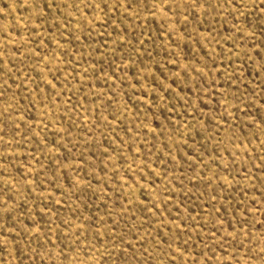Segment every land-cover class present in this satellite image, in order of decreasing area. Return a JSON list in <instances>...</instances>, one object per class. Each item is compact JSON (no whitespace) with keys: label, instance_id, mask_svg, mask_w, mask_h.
<instances>
[{"label":"rangeland","instance_id":"374dc122","mask_svg":"<svg viewBox=\"0 0 264 264\" xmlns=\"http://www.w3.org/2000/svg\"><path fill=\"white\" fill-rule=\"evenodd\" d=\"M0 264H264V0H0Z\"/></svg>","mask_w":264,"mask_h":264}]
</instances>
